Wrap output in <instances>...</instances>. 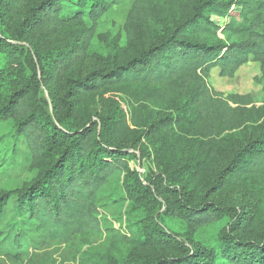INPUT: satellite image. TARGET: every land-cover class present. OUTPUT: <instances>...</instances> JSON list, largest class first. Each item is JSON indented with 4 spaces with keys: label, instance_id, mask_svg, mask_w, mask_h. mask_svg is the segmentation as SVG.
Segmentation results:
<instances>
[{
    "label": "trees",
    "instance_id": "obj_1",
    "mask_svg": "<svg viewBox=\"0 0 264 264\" xmlns=\"http://www.w3.org/2000/svg\"><path fill=\"white\" fill-rule=\"evenodd\" d=\"M127 1L0 0V51L15 79L2 94L0 75V126L14 123L35 173L22 187L0 192V256L20 262L32 249L120 236L100 218V195L117 182L121 200L130 202L127 215L140 211L127 226L130 236L143 232L145 254L133 264H264L261 204L231 196L244 180L264 177V122L220 146L225 126L252 100L223 98L205 82L217 68L233 78L251 58L264 73V0H166L191 6L190 13L128 59L82 73L100 19ZM154 1L135 0L128 33L155 20ZM234 15L241 24L231 25ZM135 87L142 93L129 111L104 99ZM179 145L189 156L169 152ZM133 161L147 162L148 174L132 169ZM10 214L17 222L4 224ZM161 217L188 230H213V238L182 239Z\"/></svg>",
    "mask_w": 264,
    "mask_h": 264
},
{
    "label": "rangeland",
    "instance_id": "obj_2",
    "mask_svg": "<svg viewBox=\"0 0 264 264\" xmlns=\"http://www.w3.org/2000/svg\"><path fill=\"white\" fill-rule=\"evenodd\" d=\"M135 0H128L120 6H114L99 21L97 27V36L89 48V59L82 67V73L102 67L108 60L114 58L124 61L135 54L138 46L149 44L164 31L179 24L185 16L190 13L191 6L185 3L168 4L166 0H155L154 6L157 10L155 20L149 19L150 26L141 29L140 32L128 33L127 17ZM227 20H220V26L225 25ZM242 23L239 16L234 15L231 19V25L237 26ZM218 37L224 39L225 35L218 32ZM14 67L8 59L6 52L0 51V75L5 78L2 80L4 87L2 94H7L15 84ZM208 88L217 92L226 98L228 95L237 94L242 96H251L252 104L245 106L241 116L233 119L225 126L222 135L219 138V144L225 147L227 143L241 139L243 135L251 134L253 128L260 126L264 122V73L261 66L253 58L242 66L233 78L222 77L220 70L214 69L205 79ZM151 89L147 88V95ZM142 93L138 87L134 89H121V91L109 94L104 97L105 100L114 102L120 108L129 111L136 104L133 99L138 98ZM200 90L198 86L195 89V97ZM43 98L47 99L51 105L46 92ZM100 99L93 107L100 109L102 106ZM166 105V99L160 102ZM189 142L200 141L203 138L186 136ZM145 143V141H144ZM172 155L178 158L189 156V150L183 145L176 149H171ZM28 149L24 140L15 136L14 123L6 122L0 126V192L20 188L28 183L35 175L29 157ZM169 153V155H170ZM222 162L221 158L215 160L212 165L216 167ZM132 169L137 170L142 175H147L149 166L147 162L133 161L130 163ZM211 165V166H212ZM149 167V168H148ZM153 172L157 168L151 165ZM233 198L256 199L261 204L264 212V177L248 178L242 182L236 190H232ZM123 192L116 183L108 187L100 195V214L103 227H106L105 218H107L113 228L121 235L108 237L107 240L94 241L89 238H78L70 245L53 244L46 247H40L37 250L32 249L22 261H8L0 256V264H133L141 261L145 254L141 241L143 232L140 231L135 237L130 236L127 226L131 219L138 217L140 211L127 215V211H132L129 207L130 202L122 201ZM110 204V205H109ZM105 205V207H104ZM164 209L161 214L164 213ZM5 223L17 222L15 216L10 214ZM162 225L168 226L171 230L180 234L182 239L193 234L198 241L211 242L214 231L209 233L200 230H188L181 223L171 218H160ZM141 228V225L140 227ZM142 232V233H141Z\"/></svg>",
    "mask_w": 264,
    "mask_h": 264
}]
</instances>
